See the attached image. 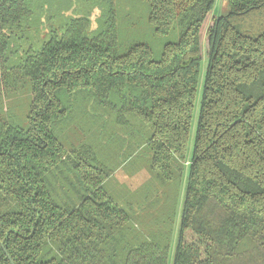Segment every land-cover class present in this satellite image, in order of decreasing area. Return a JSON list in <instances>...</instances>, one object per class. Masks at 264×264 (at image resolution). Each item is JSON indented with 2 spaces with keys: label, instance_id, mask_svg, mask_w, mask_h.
<instances>
[{
  "label": "trees",
  "instance_id": "obj_1",
  "mask_svg": "<svg viewBox=\"0 0 264 264\" xmlns=\"http://www.w3.org/2000/svg\"><path fill=\"white\" fill-rule=\"evenodd\" d=\"M80 2L0 0V264H170L185 174L171 264H264V0Z\"/></svg>",
  "mask_w": 264,
  "mask_h": 264
},
{
  "label": "rangeland",
  "instance_id": "obj_2",
  "mask_svg": "<svg viewBox=\"0 0 264 264\" xmlns=\"http://www.w3.org/2000/svg\"><path fill=\"white\" fill-rule=\"evenodd\" d=\"M64 2V1H63ZM80 0H65V3L63 5H70V9L69 11H67L66 13L68 14H75L77 15L78 12H75L73 10H77L81 8V4H80ZM120 8L123 10L125 9L124 6L121 5V3H119ZM48 4L45 6V9H47ZM80 11V10H77ZM135 12H138V10H136ZM229 12V4H228V0H216V3L214 5V8L211 11L210 16L211 17H217L220 15H225ZM92 15V19L95 20L98 11H94L91 13ZM67 15V14H65ZM209 19V21L207 22L205 28L207 29L209 26V22H211V20L213 18ZM96 25L95 21H94V26ZM147 23L140 21L139 24H136L134 27H130V28H126L123 31V35L125 36H129V37H136L138 39H142L144 41H148L149 43L152 44L153 46V50H154V55L156 57H158L161 53V49L163 48V46L161 45V41L155 39L154 37H150V39L146 40L144 37H147L148 35L145 36L146 32H147ZM206 29L204 30V34H203V41H204V59L202 61V67H201V76H200V83H199V89H198V94H197V98H196V106H195V116H194V120H193V124H192V135H191V139H190V143H189V153L192 152V142H193V135H194V130H195V125H196V118H197V114H198V108H199V101H200V95H201V89H202V84H203V72L205 71L206 68V61H207V33H205ZM148 38V37H147ZM134 39V38H133ZM21 95L19 97H15L13 99V110H14V115H12L16 122L22 124V125H26L28 120L26 118V114L28 112V105H29V92L22 90V92H20ZM186 174L184 175V179H183V186H182V190H181V194L179 197V207H178V214L175 220V224L173 227V235H172V240H171V249H170V264L173 262V256H174V252H175V247H176V242H177V236H178V229H179V224H180V211H181V205H182V201H183V195H184V188H185V180H186Z\"/></svg>",
  "mask_w": 264,
  "mask_h": 264
},
{
  "label": "water",
  "instance_id": "obj_3",
  "mask_svg": "<svg viewBox=\"0 0 264 264\" xmlns=\"http://www.w3.org/2000/svg\"><path fill=\"white\" fill-rule=\"evenodd\" d=\"M5 251H6V249H5ZM6 252H7V251H6ZM11 262H12V264H14L12 260H11Z\"/></svg>",
  "mask_w": 264,
  "mask_h": 264
}]
</instances>
